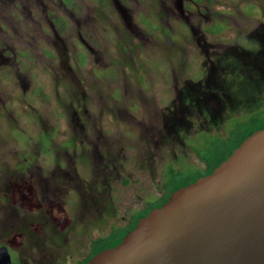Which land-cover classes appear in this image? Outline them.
I'll return each instance as SVG.
<instances>
[{
	"label": "rangeland",
	"instance_id": "obj_1",
	"mask_svg": "<svg viewBox=\"0 0 264 264\" xmlns=\"http://www.w3.org/2000/svg\"><path fill=\"white\" fill-rule=\"evenodd\" d=\"M254 111L264 0H0V246L77 264Z\"/></svg>",
	"mask_w": 264,
	"mask_h": 264
},
{
	"label": "water",
	"instance_id": "obj_2",
	"mask_svg": "<svg viewBox=\"0 0 264 264\" xmlns=\"http://www.w3.org/2000/svg\"><path fill=\"white\" fill-rule=\"evenodd\" d=\"M0 264H12L5 246ZM87 264H264V129Z\"/></svg>",
	"mask_w": 264,
	"mask_h": 264
},
{
	"label": "trees",
	"instance_id": "obj_3",
	"mask_svg": "<svg viewBox=\"0 0 264 264\" xmlns=\"http://www.w3.org/2000/svg\"><path fill=\"white\" fill-rule=\"evenodd\" d=\"M242 123L244 128L237 129L236 133L227 131L224 138L216 136L211 142L209 141L205 153L197 154L196 152L197 157L204 164V168L199 169L195 167L197 169L195 174H188L186 177H183V169L177 170L171 165L168 171L170 184L166 185L163 183L164 194L158 197L157 201L146 203L144 208L135 210V213L131 215L129 220L131 223L129 225L127 224L124 227H116L107 236L99 237L92 241L90 253L86 258L78 261L77 264H87L89 259L102 249L110 248L118 244L121 241V238L129 230L134 228L139 217H144L152 208L158 207L164 203L174 190L194 182L200 176L210 174L211 171L225 160L246 137L256 130L264 129V115L254 111V113L250 115L248 122Z\"/></svg>",
	"mask_w": 264,
	"mask_h": 264
},
{
	"label": "flooded vegetation",
	"instance_id": "obj_4",
	"mask_svg": "<svg viewBox=\"0 0 264 264\" xmlns=\"http://www.w3.org/2000/svg\"><path fill=\"white\" fill-rule=\"evenodd\" d=\"M140 218V217H139Z\"/></svg>",
	"mask_w": 264,
	"mask_h": 264
}]
</instances>
